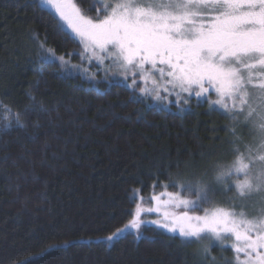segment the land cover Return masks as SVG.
I'll use <instances>...</instances> for the list:
<instances>
[{
	"label": "trees",
	"instance_id": "obj_1",
	"mask_svg": "<svg viewBox=\"0 0 264 264\" xmlns=\"http://www.w3.org/2000/svg\"><path fill=\"white\" fill-rule=\"evenodd\" d=\"M80 2L90 16L100 6ZM56 20L38 0H0V102L27 125L0 132V264H198L197 245L154 227L139 240L105 237L129 220L134 189L146 199L162 185L178 189L170 179L178 172L210 173L233 159L225 128L235 126L248 143L246 129L206 103L166 111L121 83L62 75L56 63L40 62V43L46 37V48L72 60L81 46ZM6 115L0 108V124ZM228 194L215 203L237 209ZM211 255L216 264L233 260L230 248L212 247Z\"/></svg>",
	"mask_w": 264,
	"mask_h": 264
},
{
	"label": "snow or ice",
	"instance_id": "obj_2",
	"mask_svg": "<svg viewBox=\"0 0 264 264\" xmlns=\"http://www.w3.org/2000/svg\"><path fill=\"white\" fill-rule=\"evenodd\" d=\"M41 4L57 18V31L70 38V30L82 48L68 54L79 57L81 65L69 67V59L45 47V37L40 62L58 60L65 70L79 71L84 62L104 66L110 60L105 73L115 69L125 80L131 77L133 88L137 78L145 85L151 82L152 89L142 91L155 92L157 99L165 98L159 95L163 91L174 95L175 103L201 97L207 102L214 93L216 99L210 103L234 113L230 117L234 125L240 121L250 134V142L244 143L235 126L226 127L233 137V159L217 161L211 176L206 170L188 178L178 172L170 179L171 187L180 191H167L168 185L159 193L153 190L150 206H145L142 190L134 189V213L105 240L120 239L129 230L139 240L141 225L147 222L172 233L184 246L197 245L193 256L198 264H216L211 255L214 243L221 252L233 251V260L226 264H264V0H112L97 9L95 17L80 0H41ZM30 99L35 100L31 95ZM0 108L7 114L0 132L27 129L19 112L13 114L2 102ZM30 110L45 111L42 104H33ZM217 186H225L242 201L255 197L259 214L249 217L243 210L216 204ZM145 213H156L158 218L145 221ZM29 259L16 264H28Z\"/></svg>",
	"mask_w": 264,
	"mask_h": 264
},
{
	"label": "rangeland",
	"instance_id": "obj_3",
	"mask_svg": "<svg viewBox=\"0 0 264 264\" xmlns=\"http://www.w3.org/2000/svg\"><path fill=\"white\" fill-rule=\"evenodd\" d=\"M97 1H98L97 3L100 5L99 8H98L100 10L103 9L104 5L112 3V0H97ZM38 2H39V4L41 6H43L44 8H46L47 10H49L51 12V10L49 8H47L46 6L41 4V0H38ZM96 15H97V12H96V14L93 17H95ZM67 31L71 35L70 30H67ZM81 48H82V46H81ZM65 59H67V58H65ZM68 59L71 62L69 67H71V65H78V66L81 65V60L80 59L79 60H72L71 58H68ZM55 63L57 64V67H58V69H59V71L61 72L62 75H65V76H68V77H71V78H79V79H82L83 81L93 82V83H96L98 81H111V82L121 83V84L125 85L126 87H129L133 91V93L135 95V98L137 100H139L141 102H144L145 105L149 106V107L161 108V109H164L166 111L178 110V111L182 112V111L188 110L192 106V104H197V103L205 104L206 103V105L210 109H214L215 108V110H217L219 112H223V114H228V115L229 114H232V115L234 114V113L226 112L224 109L220 108L218 105L214 106V105H212L210 103L211 100L216 99V96H215L214 93H212L209 97H207V102H206L204 97H201V98H192V99H190L188 104H184L182 101L180 103H175L176 97L174 95L168 96L167 93H165L163 91H160L159 95L161 97H165V98L157 99L155 92H152V91L144 92V91H142V89H144L145 87H147L148 89H152L153 85L151 84V82H149L147 85H145V83L142 80H139V78H137V87L133 88V87L130 86L131 85V81H132L131 77H129L127 80H125L123 75H121L115 69H113V71L105 73L104 67H106L109 64H111L110 60H106L104 66L96 65L95 61H93L91 65H89L87 62H84V64L81 66L79 71H77L75 69H72L71 71L65 70V68L60 65L58 60ZM83 68H87L88 71L84 72ZM98 68H99V70H98ZM92 76H94L95 78L91 79L90 77H92ZM157 77H158V74H157ZM184 95H187V94H184ZM238 122L240 123V125L243 128H245L243 123H241L240 121H238ZM243 132H244V135L247 136V138H250V134H249V131L247 129H246V131H242V133ZM244 141L246 142L247 140H244ZM249 142H250V139H249ZM231 151H232V149H231ZM213 172H214V169L211 170L209 175L211 176L213 174ZM162 186L163 187H161L159 190H156V191L154 190V191L156 193H159L160 191L165 190V188H164L165 185H162ZM217 188H218V191H217V195L215 197V200L217 199V197L222 192L224 193L225 196L226 195L229 196L228 193H230L231 194L230 196L235 198L234 202H235V205L237 207V209H236L237 211L243 210V211L246 212V214L249 217H252V216H255V215L259 214L260 204L257 202L255 197L250 199V200H247V201H242L241 199L236 197V194L234 192H228V193L225 192V190H224L225 186H217ZM166 190L167 191H173V192H179L180 191L179 188L176 189V190H172L169 187H167ZM185 195H187V194L185 193ZM191 198L194 199L195 197H191ZM144 200H145V206H150L149 203H148L149 197L144 199ZM134 210H135V206H134V209H133V213H134ZM156 218H158L156 213H145L142 216V219H144L145 221H148V220H151V219H156ZM147 227H154V228L162 230L163 232H165L168 235L174 236L172 233L167 232L165 229L158 228L156 225H153V224L147 223V222L141 225L142 232H143L144 228H147ZM127 234H133V235L136 236V233H135L134 230H129L128 232L124 233L122 235V237L127 235ZM231 242H232L231 240L226 241L227 244H230ZM213 247H219V246L214 243ZM232 253H233V251H232ZM233 256H234V253H233Z\"/></svg>",
	"mask_w": 264,
	"mask_h": 264
},
{
	"label": "bare ground",
	"instance_id": "obj_4",
	"mask_svg": "<svg viewBox=\"0 0 264 264\" xmlns=\"http://www.w3.org/2000/svg\"><path fill=\"white\" fill-rule=\"evenodd\" d=\"M224 118H226V117H224Z\"/></svg>",
	"mask_w": 264,
	"mask_h": 264
}]
</instances>
